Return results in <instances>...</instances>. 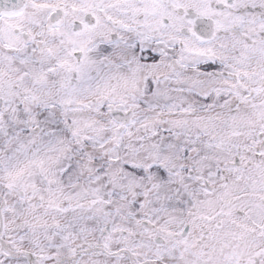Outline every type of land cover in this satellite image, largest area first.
<instances>
[{
	"label": "snow or ice",
	"instance_id": "obj_1",
	"mask_svg": "<svg viewBox=\"0 0 264 264\" xmlns=\"http://www.w3.org/2000/svg\"><path fill=\"white\" fill-rule=\"evenodd\" d=\"M0 264H264V0H0Z\"/></svg>",
	"mask_w": 264,
	"mask_h": 264
}]
</instances>
